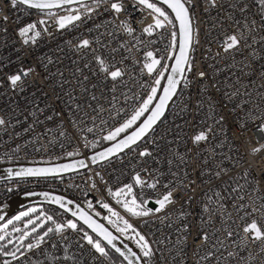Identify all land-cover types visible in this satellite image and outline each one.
<instances>
[{"label": "built area", "instance_id": "obj_1", "mask_svg": "<svg viewBox=\"0 0 264 264\" xmlns=\"http://www.w3.org/2000/svg\"><path fill=\"white\" fill-rule=\"evenodd\" d=\"M113 2L123 10H112ZM186 4L194 25L191 70L162 122L134 148L85 173L0 183V206L29 190L54 191L112 222L127 221L130 235L139 233L151 249L143 255L147 264H264V240L243 230L252 220L264 228V13L256 0ZM76 15L63 28L57 22ZM154 17L163 21L138 0L41 13L0 0V166L85 156L131 118L152 88L158 91L176 48L170 16L172 23L144 31ZM29 24L36 27L21 36ZM231 35L240 43L225 52ZM84 40L89 43L81 47ZM152 59L160 64L149 73L145 64ZM116 69L122 74L113 80L108 73ZM12 75L21 77L15 86ZM200 132L207 139L194 143ZM144 151L150 154L141 156ZM169 192L170 202L156 212V201ZM131 198L149 214L127 212L121 203ZM48 211L55 223L42 240L8 245L21 231L0 229V264H118L67 227L56 209Z\"/></svg>", "mask_w": 264, "mask_h": 264}, {"label": "snow or ice", "instance_id": "obj_2", "mask_svg": "<svg viewBox=\"0 0 264 264\" xmlns=\"http://www.w3.org/2000/svg\"><path fill=\"white\" fill-rule=\"evenodd\" d=\"M64 2L67 3V2H69V0H64ZM99 2H100V0H97V3H99ZM161 2L166 4L168 6V8H170L172 10V12L175 13V18L177 21H179V26H180L179 40H178L179 54L175 56V64L172 66V72L173 73H183L185 70L190 71L191 70V64L189 62L188 51H189V46L192 43V28H191V22H190L189 9L187 7H185L186 0H161ZM11 3L13 6H16L17 4H25L31 8H35V9H39V10H43L45 8H51L53 6L52 4L47 3L46 0H11ZM138 3L146 6L153 13H156L158 17H163V21L159 18L154 17V19H155L154 26L149 25L148 27H146L144 29L145 32L150 33L153 27H155V28L163 27L164 21H167L168 23H172V21L169 20V16L166 13V11H164L161 7H158L155 2H149V0H138ZM212 3L214 6L215 0H212ZM259 3L262 6H264V0H259ZM111 9L114 10L115 12L119 13L123 10V5L121 3L113 2V3H111ZM241 11H244V9L241 8ZM4 19L6 20L7 17H5ZM78 19H80L79 15L68 16V17L62 18L61 20H59L57 22L59 23L60 27L63 28L65 26V21L78 20ZM40 23H44V21H40ZM35 27H36L35 24H29L26 27L21 28L19 30L20 35L21 36L26 35L31 29H33ZM125 29L129 33L132 32V29L127 27L126 25H125ZM36 35L38 36L39 32H37ZM172 35H173V44L175 45L177 33L174 32ZM88 43L89 42L87 40H84V41H82V44L80 46L81 47L87 46ZM239 43H240V40L238 39V37L236 35L226 36L225 40H224V51L227 52L231 49L236 48L239 45ZM146 56L148 58H151V57H153V53L147 52ZM97 59L100 61L101 70L107 71V69L104 67L103 60L99 57H97ZM157 64H160V61L156 60V59H152L151 63L145 64V67L148 69L149 73H152L154 70V67ZM27 74H28V72L24 73V75H27ZM108 74L111 76V78L113 80H116V78L120 77L122 73L119 69H116L114 71L109 72ZM161 75H163V73H161ZM200 76L203 77L204 73H200ZM20 79H21V77L19 75H12L9 77V80L13 86H15ZM167 79H168V83L164 87V94L160 97L159 103L152 110V113L147 118V120H145L144 123L132 135L126 137L124 140H121L119 143L115 144L112 148L107 149L106 153H100L99 155L101 158H103L106 155L112 154L114 151L118 152V151L122 150L123 148H127L131 144L136 143L137 140H139L150 128H152L153 124L156 123V121L161 117V115H163L164 106L166 105L167 101L169 99H171L172 95L175 93L176 85L178 83V81L175 80L173 78V76H171V75L168 76ZM155 83L157 85H159L160 80L157 79L155 81ZM155 93H156V88L153 87L152 88V94H150L148 96V98L143 102L141 107L135 111V113L131 116V118L128 119L127 121H125V123L122 124L120 127L116 128L113 132H110L107 136L104 137V139L105 140H115V138L117 136H119L120 133L124 132L125 129L130 128L140 118V116H142L144 114L145 111H148V105L152 102ZM93 99H94V97H93ZM57 115H59V113H57ZM49 119H51V117H49ZM222 119L223 118H221V120ZM4 123H5V121L3 119H0V125H3ZM260 130L264 131V125L261 126ZM206 139H207L206 134L204 132H200L199 134H197L193 137V142L199 143V142L204 141ZM253 151L254 152L259 151V149H254ZM149 154L150 153H148L146 151L140 153L141 156H146ZM68 155L72 156L73 153H68ZM92 159H93V162H95L96 158L93 157ZM79 163L81 165H83V161H80ZM69 167H70L69 165H62L56 169L27 168V169H21L19 172L16 173V175L17 176H37V177H39V176L47 175L48 173L53 172V171H64V170H67ZM216 175L218 176L219 173H216ZM136 183L137 184L143 183V181H141L139 176L136 177ZM149 186L154 187V185H149ZM126 188H127L126 193H124V190L121 189L120 191L113 193V195L119 196L121 193H124L125 195L130 194L131 190H132V186L128 185V186H126ZM9 191H11V189H9ZM41 195L47 196L48 194L42 193ZM170 200H171V193L169 192L167 195H165L163 197V199L156 201V203L159 205V207H157L155 209V211L159 212L161 209L164 208L165 203L170 202ZM54 202L59 204L62 208H65L67 210L66 205L63 201V198L55 197ZM120 202L121 201H119V200L117 201V203H120ZM67 203L70 204L72 202L68 201ZM101 206L105 209H108V211L113 216H118V214L116 212H114L111 208H109V206L107 204H102ZM89 207H91L90 204H89ZM123 207L125 208V210L127 212H129L130 214H132L134 216H140V215L146 216L151 211L150 209H145L142 205H137L135 199H133L131 202L124 201ZM137 209H139V211H137ZM29 211L34 212L35 209H29ZM254 211H258V209H254ZM72 215L77 216V212H73ZM28 216H29L28 211L21 212L19 215L13 217L12 219H9L7 221V223L3 225V227L7 228L8 225L13 224V220L19 221L21 219V217H28ZM46 218H47V220L55 223L52 216H47ZM3 219L4 218L2 216H0V220H3ZM37 219H39V217ZM79 219L82 220L85 224H87L88 227L92 228V230L94 232H97L99 235L103 236V238L105 240H107L108 244H110V245L113 244V240H115V237L112 236V234L109 233L106 229H104L101 225L97 224L94 220H92L91 216H89L87 213H85L83 211H79ZM241 219L243 220L244 217H241ZM28 225H33L32 232H36V229L41 226V225L35 223L31 218L28 219L27 223L25 224V228H27ZM124 225H125L124 229L117 228V231H120L121 233H123L126 229L132 228V225H130L127 221H124ZM62 227H63V225L56 224L55 230L60 231L62 229ZM67 227L72 228V229H76L77 225L75 223H73L72 221H68ZM13 230L19 231V229H15V228ZM243 230L245 233H249V232L253 233L254 234L253 238L255 240H264V228L258 226V223L256 220H252L251 223L246 224L244 226ZM51 231H53V229L49 228L47 230V232L44 233V236H47L48 232H51ZM133 231H135V230L133 229ZM27 235H28L27 232L23 233V235L20 237V239L23 240L24 237ZM136 235L139 236V242L138 243L140 244L141 251L143 252V255L145 257L150 256L151 255V249L149 248L147 242H145V238L143 236H141L139 233H136ZM229 235H231V233H229ZM43 238H44L43 236L40 237L41 240ZM205 239H206V237H205ZM2 240H4V236H0V241H2ZM87 240H88V243L92 244L93 247L98 252H100L101 254H105L104 248L101 247L99 242L94 243L90 236L87 237ZM9 242H11V241H9ZM32 247H34V245H32V244L28 245L29 249H31ZM125 247H127V245H125ZM116 250L118 252L120 251L119 248H117ZM129 251H131V250L129 249ZM4 254L10 255V256H12L13 259H16V253L15 252H8V253H4ZM121 255H123V253H121ZM133 255H135V253H133ZM125 259H127V257H125ZM4 264H9V262L6 260L4 262ZM129 264H131V261L129 262Z\"/></svg>", "mask_w": 264, "mask_h": 264}, {"label": "water", "instance_id": "obj_3", "mask_svg": "<svg viewBox=\"0 0 264 264\" xmlns=\"http://www.w3.org/2000/svg\"><path fill=\"white\" fill-rule=\"evenodd\" d=\"M103 1V0H100ZM150 2H155L156 4L163 7L168 14L170 15L175 29L177 33V42H176V48L173 55V58L170 62V65L162 79L161 85L157 91V95L155 97V100L148 108V111L140 118V120L132 126L129 130H127L125 133L121 134L115 140H111L108 142L105 146L95 149L87 154L86 157L84 156H78L76 158H70L67 160H61L56 161L53 163H24V164H6L0 166V183L2 182H8V181H20V180H33V179H55V178H62L67 177L69 175H72L77 172H81L86 170L89 166H97L102 163H105L123 153L126 151H129L130 149L137 146L139 143H141L151 132L152 128L155 127L160 120L165 116L172 100L177 95L179 88L181 86V83L184 78V73H173L172 72V66L175 64V56L179 54V47H178V40H179V21L175 18V13L172 12L170 8L164 3L161 2V0H149ZM47 3L52 4L53 6L51 8H45L43 10L31 8L25 4H18L26 9L34 10V11H40V12H49V11H59L63 9L78 7L82 5L91 4L94 2H97V0H69V2L65 3L64 0H46ZM185 7L188 8L187 4L185 3ZM189 9V8H188ZM190 13V10H189ZM190 22H191V28H192V43L189 46L188 51V57L190 58V54L192 51L193 41H194V25L190 13ZM173 76L175 80L178 81L176 85V91L172 95L171 99H169L164 106L163 115L156 121L155 124H153L152 128H150L139 140L136 141V143L131 144L127 148H123L122 150L118 152H113L110 155H106L103 158L100 157V153H106V150L109 148H112L115 144L119 143L121 140H124L126 137L132 135L137 129L144 123L145 120L151 115L152 110L156 107V105L159 103L160 97L164 94V87L168 83V76ZM93 157L96 158L95 162H93ZM83 161V165H81L79 162ZM62 165H69L70 167L67 170L64 171H53L48 173L44 176H17L16 173L19 172L21 169H27V168H45V169H56L59 166ZM42 193H47V196L41 195ZM55 197H61L63 198V201L66 205V208H62L59 204L54 202ZM68 201H71L72 203H67ZM32 206H45V207H51L56 210L61 211L65 215H67L69 218L77 222L79 225H81L89 234L94 236L106 249H108L111 253H113L121 262V264H129L131 261V264H146L143 260V257L138 252V250L130 243L128 240L123 238L118 232L110 228L107 224H105L102 220H100L98 217H96L93 213L88 211L85 207H83L81 204L76 202L74 199H71L67 197L64 194H60L58 192L54 191H48V190H29L23 193H20L16 195L15 197L11 198L9 201L4 203L0 206V216H2L4 219L0 220V224L11 218L14 214L17 212L32 207ZM79 211H83L87 213L89 216H91L92 220H94L97 224L101 225L104 229H106L109 233L112 234V236L115 237V240H113V244H108L107 240L103 238V236L99 235L97 232H94L92 228L88 227L87 224H85L82 220L79 219ZM77 212V216H73L72 213ZM114 245V246H113ZM127 245V247H125ZM119 248L120 251L118 252L116 249ZM129 249L131 251H129ZM123 253V255H121ZM135 253V255H133ZM127 257V259H125Z\"/></svg>", "mask_w": 264, "mask_h": 264}, {"label": "rangeland", "instance_id": "obj_4", "mask_svg": "<svg viewBox=\"0 0 264 264\" xmlns=\"http://www.w3.org/2000/svg\"><path fill=\"white\" fill-rule=\"evenodd\" d=\"M151 63V62H150ZM151 104V103H150ZM150 104L148 105V108L150 106ZM146 112V111H145ZM144 112V114H145ZM143 114V115H144ZM142 115V116H143ZM141 116V117H142ZM140 117V118H141ZM139 121V120H138ZM137 121V122H138ZM136 122V123H137ZM135 123V124H136ZM134 124V125H135ZM133 125V126H134ZM125 133V132H124ZM123 134V133H122ZM118 137V136H117ZM116 137V138H117ZM133 200V198H131L129 200V202H131ZM137 205H138V202L136 201ZM122 207H123V202L121 203ZM124 208V207H123ZM29 209H35L34 212H31L29 211ZM25 211H28L29 212V216L28 217H21V219L19 221H16V220H13V224L11 225H8V227L6 229L10 230L11 232H15L13 229H19V231H21V234L19 236V238L17 239H14L12 238L11 240H8V245H11L13 244L14 242L16 244H24V242L29 239L30 237H33L34 238H37V239H40L41 236L44 237V233L47 232V228L49 227V220H47V216H51V214L49 213V211L45 210V208L43 206H32V207H29V208H26V209H23L19 212H17L16 214H14L11 218L9 219H12L13 217L19 215L21 212H25ZM39 217V219H37ZM31 218L35 223L41 225L40 227H38L36 229V232H32V227L33 225H28L27 228H25V224L27 223L28 219ZM8 219V220H9ZM6 220L5 222H3L2 224H0V229H5L3 227L4 224L7 223ZM106 223L111 227L113 228V230H115L116 232H118L122 237H124L125 239H131V243L134 244V246L137 248V250L139 251L140 254H142L143 256V252L141 251V247H140V244L138 243L139 242V238L138 237H133L132 235H130V228L129 229H126L123 233H121L120 231H117V228H120V229H124L125 225H124V220L123 219H117L116 221L114 222H110V220H106ZM27 232L28 235L24 237L23 240L20 239V237L23 235V233ZM11 241V242H9ZM27 245V244H26Z\"/></svg>", "mask_w": 264, "mask_h": 264}, {"label": "bare ground", "instance_id": "obj_5", "mask_svg": "<svg viewBox=\"0 0 264 264\" xmlns=\"http://www.w3.org/2000/svg\"><path fill=\"white\" fill-rule=\"evenodd\" d=\"M17 6H19V7H21V8H23V9H26V8H24V7H22V6H20V5H18L17 4ZM26 10H29V9H26ZM29 11H33V12H36V13H41L40 11H34V10H29ZM174 52H175V50L173 51V54H172V58H173V55H174ZM191 59H192V52H191V54H190V58H189V62H191ZM172 60V59H171ZM187 72H188V70H185V73H184V77L186 76V74H187ZM156 95H157V92L155 93V95H154V97H153V100H152V102H151V104L153 103V101L155 100V97H156ZM177 97V95L174 97V99L172 100V102H171V104H170V106H169V108L171 107V105H172V103H173V101L175 100V98ZM150 104V105H151ZM150 107V106H149ZM169 108H168V110H167V112H166V114L168 113V111H169ZM146 113V112H145ZM165 114V115H166ZM165 117V116H164ZM163 117V118H164ZM163 118L160 120V122L155 126V127H157L161 122H162V120H163ZM130 119V118H129ZM140 120V119H139ZM155 127H153L152 128V130H151V132L154 130V128ZM104 142H109V140H105ZM104 142H102V143H104ZM101 143V144H102ZM100 144V145H101ZM100 145L97 147V149L100 147ZM105 146V145H104ZM103 147V146H102ZM101 148V147H100ZM87 156V154L84 156V157H86ZM76 157H78V156H70V157H66V158H63V159H61V160H67V159H70V158H76ZM61 160H59V161H61ZM108 162V161H107ZM107 162H105V163H107ZM105 163H102V164H100V165H97V166H89L86 170H84V171H81V172H77V173H74V174H72V175H69V176H73V175H78V174H82V173H85V172H87L90 168H96V167H100V166H102V165H104ZM67 196V195H66ZM67 197H69V196H67ZM69 198H71V197H69ZM71 199H73V198H71ZM76 201V200H75ZM76 202H78V201H76ZM79 204H81L83 207H85L88 211H90L91 213H93L96 217H98L100 220H102L105 224H107L106 223V220H109L107 217H103V216H101V215H99L98 213H96L95 211H93L90 207H88L87 205H85V204H82V203H80V202H78ZM49 208H51V207H49ZM54 209V208H53ZM62 216H63V219L65 220V221H72L73 223H75L76 225H79L77 222H75L74 220H72L71 218H69L67 215H65L64 213H62L61 211H59V210H57ZM68 218L70 219V220H68ZM108 225V224H107ZM80 227H82L81 225H79ZM109 226V225H108ZM110 227V226H109ZM83 228V227H82ZM111 228V227H110ZM76 229H78L79 231H81L84 235H85V237L87 238L88 236H92L91 234H89L86 230V232L88 233H85L84 231H82L80 228H76ZM113 229V228H112ZM93 238H95L94 236H92ZM124 238V237H123ZM93 240V239H92ZM96 240V241H95ZM95 240H93V242L95 243V242H99L96 238H95ZM127 240V239H126ZM128 241L130 242L131 241V239H128ZM100 243V242H99ZM131 243V242H130ZM100 245H102L101 243H100ZM133 246H134V244H132ZM135 247V246H134ZM136 248V247H135ZM137 249V248H136ZM139 252V251H138ZM106 253V252H105ZM107 254V253H106ZM108 255V254H107ZM109 256V255H108Z\"/></svg>", "mask_w": 264, "mask_h": 264}, {"label": "trees", "instance_id": "obj_6", "mask_svg": "<svg viewBox=\"0 0 264 264\" xmlns=\"http://www.w3.org/2000/svg\"><path fill=\"white\" fill-rule=\"evenodd\" d=\"M256 1H257L258 4L261 6L262 11H263V13H264V6H262V5L259 3V0H256ZM169 16H170V15H169ZM140 117H141V116H140ZM139 119H140V118H139ZM139 119H138V120H139ZM138 120H137V121H138ZM137 121H136V122H137ZM136 122H135V123H136ZM135 123H134V124H135ZM134 124H133V125H134ZM133 125H132V126H133ZM132 126H131V127H132ZM131 127H130V128H131ZM130 128L125 129L124 132H126V131L129 130ZM124 132H122V133H124ZM122 133H120V135H121ZM120 135H119V136H120ZM106 144H107V142H104V143H102V144L100 145V147H102V146H104V145H106ZM100 147H99V148H100ZM96 149H97V148H96ZM43 207L45 208V210L48 211V208H49V207H45V206H43ZM68 220H70V219L68 218ZM49 223H53V222L51 221V222H49ZM77 227L80 228V229H81L82 231H84L85 233H87V232L85 231L84 228L80 227L79 225H77ZM87 234H88V233H87ZM91 238H92L93 240H95V238H93L92 236H91ZM95 241H96V240H95ZM101 247L104 248V251L109 255V257H110L113 261L117 262L118 264H121L120 260H119V259H118L113 253H111V252H110L108 249H106L104 246L101 245ZM141 256H142V254H141ZM142 257H143V256H142ZM143 260L145 261V258H144V257H143ZM145 263H146V261H145ZM146 264H147V263H146Z\"/></svg>", "mask_w": 264, "mask_h": 264}]
</instances>
